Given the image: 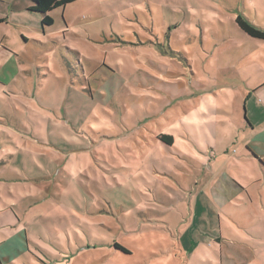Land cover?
I'll return each mask as SVG.
<instances>
[{
    "label": "rangeland",
    "instance_id": "obj_1",
    "mask_svg": "<svg viewBox=\"0 0 264 264\" xmlns=\"http://www.w3.org/2000/svg\"><path fill=\"white\" fill-rule=\"evenodd\" d=\"M26 1L0 0V174L24 178L0 180V237L24 241L0 264H264V172L239 156L264 39L235 21L264 27V0H76L38 31Z\"/></svg>",
    "mask_w": 264,
    "mask_h": 264
},
{
    "label": "crops",
    "instance_id": "obj_2",
    "mask_svg": "<svg viewBox=\"0 0 264 264\" xmlns=\"http://www.w3.org/2000/svg\"><path fill=\"white\" fill-rule=\"evenodd\" d=\"M24 4L25 5L22 6V8H19L18 11L24 12L25 15H27V16L30 15L29 13L34 14L36 16L35 18L37 21L31 20L30 17H28V18L30 19V23L31 22L36 23L37 27H34L33 25L32 26L38 31V26L41 22V16L39 14H37L35 11H32L29 9L32 4L28 0ZM4 22H6V20H4L2 17H0V24L4 23ZM40 27H41V25H40ZM5 45L6 44H4L3 42L0 44V54L1 55L4 52L9 53V51L4 50L6 47ZM6 53H4V54H6ZM18 70H19V65L17 64L15 58L12 57V55H7L6 62H4V61L0 62V92L6 91L5 86L8 85L10 82H12L16 78V76L18 75ZM247 85H248V87H247L248 92L247 93L249 94L248 104L250 103L251 110L248 109V113H247L248 117L246 116L247 115L246 114L244 116V118H242L243 123H242V126L239 127V129L242 130V132L246 136V138L244 139V141H245L244 142V145H245L244 149L241 151L239 156H240V158H242L244 160H246L245 158H247V159L252 158L254 161L257 159L259 164H260L262 171L264 172V165H263L264 159L259 157V155H261V157H262L264 155V152L258 151L260 149L261 145L264 143V142L262 143L261 139L259 138L260 132L264 133V129H261V127L258 129L256 128L257 127L256 123L258 122V120L261 119L258 114H260L264 118V77L260 76L254 80L250 78L248 80ZM243 124H244V127H243ZM157 140H160V139L157 137V139L155 141H157ZM31 141L34 144H35V142L38 143L34 139ZM66 141H70L73 143L80 144L78 142V139H75L74 137H72L71 140H69V138H68V140L66 139ZM82 147H83L82 145H78L77 147L70 149L71 152H67V153L69 156H71L75 153V151L83 150L84 148H82ZM55 149L60 150V148H58V147H56ZM230 158H231V156H230ZM224 176H225L224 179L227 180V185L230 188V190H232V191L235 190L233 184L235 186H237V184H235V182L233 180H231V178L228 175H224ZM7 179H9L7 176H3L0 174V180L1 181H6ZM14 179H16V178H10L9 181L14 180ZM21 179H24V178L21 177V178L16 179V180H21ZM236 191H233L232 193H235ZM218 192L219 191L214 193V198L216 199V202H218L220 204H225L227 202V199L225 198L224 195L220 196V197L217 196ZM25 239L28 241L31 240L28 232H27V235H25ZM22 245H24V241L22 240V238H19L17 235L0 237V259L3 261L4 259H8V258H10V256H12L11 252H5V251H8L7 248L15 247L18 251H21V249L23 248ZM4 249H7V250H4ZM3 252L7 253L8 256L3 257L4 256V255H2Z\"/></svg>",
    "mask_w": 264,
    "mask_h": 264
},
{
    "label": "trees",
    "instance_id": "obj_3",
    "mask_svg": "<svg viewBox=\"0 0 264 264\" xmlns=\"http://www.w3.org/2000/svg\"><path fill=\"white\" fill-rule=\"evenodd\" d=\"M32 5L30 10L35 11L41 16L40 25L42 29L51 27L54 24L53 18L49 15L50 12L57 8L65 7L66 5L76 1V0H28ZM239 28L245 32L248 36L257 39H264V27L253 22L248 17L242 14L238 15L235 19ZM160 140L164 142H172V136L167 134H161L158 136ZM264 165V164H263ZM115 248L123 252H129V250L122 244L116 242Z\"/></svg>",
    "mask_w": 264,
    "mask_h": 264
}]
</instances>
